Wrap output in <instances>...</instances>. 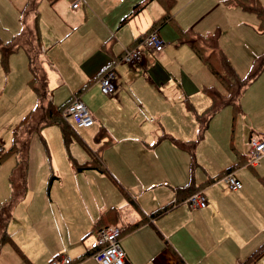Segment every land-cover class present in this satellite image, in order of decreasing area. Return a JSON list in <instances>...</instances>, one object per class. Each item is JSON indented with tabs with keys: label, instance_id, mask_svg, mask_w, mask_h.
<instances>
[{
	"label": "crops",
	"instance_id": "1",
	"mask_svg": "<svg viewBox=\"0 0 264 264\" xmlns=\"http://www.w3.org/2000/svg\"><path fill=\"white\" fill-rule=\"evenodd\" d=\"M15 1L19 14L25 0H0V16ZM173 1L171 19L155 28L164 41L162 50L144 49L138 62L128 64L120 59L124 50L154 29L152 23L165 13L159 0L146 1L133 14V6L144 0H69L71 11L57 0H47L54 7L55 20L50 21V25L44 24L45 32L39 26L38 30L48 96L56 106L69 101L72 96L81 99L82 94H86L94 118L88 127L94 124L96 127L89 132L93 136L88 144L86 139L90 134L87 138L80 137L75 135L73 128L88 127H77L63 116L72 126V136L88 149L84 157L68 156L66 174L69 173V177L66 179L57 171L58 165L51 151L47 162L43 160L39 165L28 145L25 190L5 225L10 241L0 245V264H48L54 255L69 256L74 260L71 264H99L88 246L97 222L123 228L119 243L125 264H242L264 242V156L256 164H248L250 139L264 137V125L252 122L250 115L256 111L260 97L254 92L247 96L250 84L239 98L237 112L230 104L220 108L225 114L224 107H231L233 129L238 116L249 121L247 141H242L245 147L237 144L234 147L230 143L228 150H215L216 164L213 165L197 164L193 157L189 170L188 165L177 167L166 162L165 145H176L191 152L181 147L180 142H190L198 137L199 127L193 112H201L210 103L203 89L210 87L225 93L224 89L209 83L202 70L207 67L179 34V30L212 33L211 18H199L208 6L204 7V3H196V0ZM74 2H77L76 7L72 6ZM233 6L236 5L227 7L233 9ZM12 34L8 33L0 44L15 35ZM58 51H63V59L55 57ZM23 55L24 62L21 58L16 60L19 54L14 53L6 70L0 62V108L3 103L7 108L0 122L4 129L11 126L10 137L12 128L36 101L28 84L30 71L25 52ZM163 60L167 66H175V69H168L183 76L188 83L177 82V87L172 89L171 108L155 112L151 109L152 104L164 106L162 102L166 100L162 93L165 89L156 81L159 72L154 69L158 66L165 69ZM108 66L115 74V90L111 95L103 94L99 88V78ZM259 75L256 79L262 74ZM68 83L70 87L76 86L72 96L56 103L55 88ZM82 85L85 87L76 93ZM186 103H190L191 110ZM220 109L214 113H221ZM210 118L205 129L212 122ZM52 125L60 129L57 124L44 127ZM44 127L37 133L45 136ZM61 137L63 139L62 132ZM43 144L48 153L44 140ZM90 153L113 178L95 168L76 169L90 160ZM11 157L14 165L15 158ZM152 158L157 164L152 163ZM47 165L49 174H39L47 170ZM226 168L240 180L239 189L227 188L221 179ZM210 178L216 179L209 182ZM118 184L126 189L133 203L121 193ZM195 192L205 196L204 207L191 208L187 204V197ZM9 195L8 174L6 182L0 184V204ZM173 201L177 202L167 211L146 218ZM136 222L139 224L132 227ZM86 251L90 254L78 259ZM244 264H264V253Z\"/></svg>",
	"mask_w": 264,
	"mask_h": 264
},
{
	"label": "rangeland",
	"instance_id": "2",
	"mask_svg": "<svg viewBox=\"0 0 264 264\" xmlns=\"http://www.w3.org/2000/svg\"><path fill=\"white\" fill-rule=\"evenodd\" d=\"M68 1L69 0H57V2H61V6L63 8L69 7ZM259 1L264 6V0H259ZM195 2L204 3L203 5L204 7L208 6L206 12H202L199 18H204V20L206 18H207L206 20H208V18H211L213 23L211 31L215 32V34L217 33L218 35L219 48L223 51L224 55L227 57L230 65L232 66L233 70L238 75V77L242 78L244 76H247L252 68L254 57H256L262 51H264V33L258 30L259 21L257 17L249 11L242 10L239 6H233L232 7L233 9H231V7H227V6H232V5L223 3L222 0H211V1L196 0ZM56 4H60V3H56ZM36 8L38 13L37 16L39 23L38 26L41 27V29H43L42 32H45L46 27L44 24L46 22L49 24L50 21L55 20V17L53 15L54 7L53 5L49 4L47 0H39ZM174 9H176V6ZM69 10L71 11L70 7ZM17 11H18V6L16 4V1L14 3H11L7 10L2 11V14L4 15L0 16V42L5 41V38L7 37L8 33L16 34L20 30L21 23ZM57 20L58 19H56V22ZM140 49L141 51L144 50L142 48ZM17 52L19 56L16 58V60H19L21 58L23 62L25 61L23 50L18 49L17 51L8 55L7 63H9L10 57ZM55 57L63 59L64 57L63 51H58V53L55 54ZM0 62H1V58H0ZM163 63H165L164 67H166L165 68L166 70L162 69L163 67L160 66L154 67V69H156L159 72L156 81L159 85L163 86V88L165 89V91H162L163 99L169 100L170 102L165 100L164 102H162L163 104L165 103L164 106H158L159 103H153L152 104L153 107L151 109L152 111L155 112H159L171 108L170 103L173 102L172 89L177 87V82L182 83L184 85L188 83V81H186L183 78V76H177L170 69H168L171 67L175 69L176 68L175 66L172 65L170 67L169 65L171 64L168 63L167 66L166 61L164 60ZM202 70L205 76L207 77V79L209 80V83H213V85L217 86L219 89L223 91V88L219 85L218 80L210 72H208L206 68ZM259 73L260 75L262 74L261 77L259 79H256L258 77L256 76L251 80L250 82L251 86L249 85L251 88L247 91L246 94L248 96L249 94H252L254 92L258 94V96L260 97L256 111L252 113L250 116L253 119L252 122H254L256 125H260V124L264 125V90L261 89V87H264V66L262 67ZM75 87H76L75 84L73 87L72 86L70 87L68 83L55 88L54 99L58 97L55 102L61 103L66 101V99L72 96L74 92L73 89H75ZM169 88H171V91H168ZM30 94L31 97L34 99L33 93H31V91ZM82 95L83 96L81 99L89 110L88 100L90 99H87L86 94L84 95L83 93ZM251 96H255V95H251ZM244 98H246V95L243 96L242 100H244ZM149 99L151 100L152 103L153 100L151 96L149 97ZM3 105L4 103L2 104V108H0V119L7 110V108L3 107ZM224 108H223L224 111L227 113L225 114L222 113V110L220 109L221 113H214L212 115L213 117L211 116L212 118H210V120L212 119V122L210 123L209 128L204 130L202 136L203 139L202 138L197 139V137H195V147L192 150L193 155L191 154V152L181 149L176 145L173 146L165 145L166 146L165 149H167L165 154L166 162L168 164H174V165L176 164L177 167L188 165V170H189L191 168L190 166L193 165V159H192L193 157L197 164L213 165L216 164V159L215 156L213 155V152L215 150L218 152L224 148L228 150L231 146L230 143H232L234 147L236 146V144L241 148L245 147V145L244 146L242 145V141L244 142L247 141L245 135H247V127L250 125L249 121L245 119L241 120L240 116H238L233 129L231 122L233 113L231 107L227 106ZM247 109L250 111L249 107ZM95 127L96 125L94 124L88 128H80V129H76L75 127L73 128L76 131L77 135H79L80 137L87 138L90 130L92 131ZM43 130L45 136H43L42 133H37V132L32 133L29 140V151L31 150V152L35 155L36 158L35 163L36 164L38 163L39 165L43 163V160L47 162L46 160L49 158L50 153L53 154V157L58 165L57 171L63 176V178L66 179L67 177H69V173L66 174V171L69 168L67 163L68 156L72 155V156L84 157L85 154H87L88 149L83 143H81L80 140H77V138L75 139V137L73 136L71 142L70 141L66 142L65 140H63L61 137L60 129L56 125L44 127ZM10 131H11V126H7L4 129V127L1 125L0 122V134L2 137H4L3 139L0 136V145L2 146L3 150H6L8 148V145L11 141ZM92 136H93L92 134L89 135V137L86 139V143L90 144L89 139L91 140ZM43 140L44 142H46L48 153L44 147ZM169 144H172V142L170 141ZM11 156L13 155L6 154L3 160H1L0 162V184L6 182L7 175L9 174L13 166V160H12L13 157ZM262 158L264 159V157ZM151 161L154 165L157 164V161L154 158H152ZM45 168L47 169L48 165ZM47 173L49 174L48 169L39 172V174L42 175H47ZM169 180L171 181L170 178ZM79 194L77 193L78 196ZM86 205L88 206V203H86ZM89 209L91 211L92 207L89 206ZM89 209L87 208V210ZM48 264H50V262Z\"/></svg>",
	"mask_w": 264,
	"mask_h": 264
},
{
	"label": "trees",
	"instance_id": "3",
	"mask_svg": "<svg viewBox=\"0 0 264 264\" xmlns=\"http://www.w3.org/2000/svg\"><path fill=\"white\" fill-rule=\"evenodd\" d=\"M53 1V0H50ZM146 1L143 3H137L133 6L132 14L135 13ZM163 5L165 13L159 19L152 23V28L149 31L155 30V28L163 25L169 21L170 8L172 7L173 0H159ZM39 0H25L23 7L20 9V30L13 35L8 41L0 44V58L3 68L7 69V58L10 53L18 48H21L27 57V65L30 71V78L28 84L35 95L34 106L17 122L12 128L11 141L8 148L0 154V162L6 154H11L15 158V163L9 173L10 181V195L9 198L0 204V245L6 241H10L9 234L5 231V225L11 217V210L14 204L23 196L25 190V172L27 162V152L29 140L34 132H38L42 127L57 124L60 126L63 139L69 142L73 133L71 124L63 118L62 110L71 102L74 96L69 101L67 100L63 104L54 105L48 96L47 89V77L44 68L41 64V49L39 41V30L37 25V4ZM224 3L239 6L244 11L253 13L258 21V30L264 33V6L259 0H224ZM130 13V14H131ZM127 19V16L125 17ZM148 31V32H149ZM147 32V33H148ZM146 33V34H147ZM145 34V35H146ZM180 38H182L190 46L194 54L201 60V62L207 67V69L214 75L220 85L225 90V93H220L213 90L210 87H206L203 90L209 97V105L201 112H193L196 123L199 127L198 137L200 139L203 136V132L207 126L209 118L212 114L226 104H230L234 112L239 110V98L245 89L250 84L251 80L255 78L262 67L264 66V51L254 57L252 68L247 76L242 78L233 70L227 57L218 46V35L215 32L208 34L191 33L187 31H180ZM144 35V36H145ZM143 36V37H144ZM141 37L139 41L143 38ZM139 43V42H138ZM136 42L135 45L138 44ZM133 44V46H135ZM131 46V47H133ZM129 47V48H131ZM254 64V65H253ZM110 67H106L102 72L106 71ZM85 86L82 85L76 90L79 93ZM188 109H192L190 103H186ZM76 135V133H75ZM180 142V146L191 150L195 146V140H190L186 143ZM179 143V142H178ZM90 160L79 164L76 169H87L95 168L108 177H112L107 168L90 153ZM230 169L226 168L222 176L229 172ZM216 178H210L208 181L211 182ZM115 181V180H114ZM118 188L121 193L127 197L129 203H133L129 197L126 189L118 184ZM177 190H180L179 188ZM177 201L170 202L169 204L163 205L162 207L151 212L146 218L155 217L175 205ZM142 221V220H140ZM139 222L132 224V227L138 225ZM110 225H102L97 222L96 227H106ZM130 226V227H131ZM123 231V230H122ZM90 251H93L90 249ZM90 251L82 253L78 259H82L90 254ZM264 253V242L256 248L243 262L248 263L254 261ZM74 260L71 259V263ZM69 263V264H71Z\"/></svg>",
	"mask_w": 264,
	"mask_h": 264
},
{
	"label": "built area",
	"instance_id": "4",
	"mask_svg": "<svg viewBox=\"0 0 264 264\" xmlns=\"http://www.w3.org/2000/svg\"><path fill=\"white\" fill-rule=\"evenodd\" d=\"M77 6V2L72 4ZM164 47V41L156 30L149 31L137 45L126 48L121 56V61L134 64L138 62L142 56L140 48L158 52ZM114 71L112 68L107 69L99 78L100 91L105 95H111L115 90ZM63 115L69 118L77 127H88L94 122V118L84 102L75 97L63 109ZM3 152L0 145V154ZM264 155V137L251 138L249 142L248 164L254 165L259 158ZM221 179L229 189H239L241 182L237 179L233 172L225 173ZM187 204L191 208H202L206 205V199L202 192L192 193L186 199ZM123 228L119 225H110L106 227L96 228L93 238L89 241L88 246L93 250L92 257L99 264H125V255L119 243V237ZM50 264H69L71 258L69 256L54 255L50 259Z\"/></svg>",
	"mask_w": 264,
	"mask_h": 264
}]
</instances>
